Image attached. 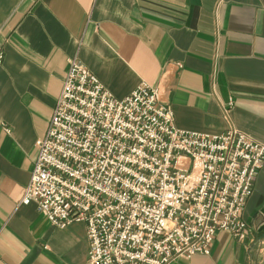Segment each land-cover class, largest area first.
I'll return each mask as SVG.
<instances>
[{
	"label": "crops",
	"instance_id": "crops-1",
	"mask_svg": "<svg viewBox=\"0 0 264 264\" xmlns=\"http://www.w3.org/2000/svg\"><path fill=\"white\" fill-rule=\"evenodd\" d=\"M0 56V264L87 262L83 223L20 205L71 58L117 99L157 88L177 129L264 144V0H0ZM242 219L243 242L171 264H264V166Z\"/></svg>",
	"mask_w": 264,
	"mask_h": 264
},
{
	"label": "built area",
	"instance_id": "built-area-1",
	"mask_svg": "<svg viewBox=\"0 0 264 264\" xmlns=\"http://www.w3.org/2000/svg\"><path fill=\"white\" fill-rule=\"evenodd\" d=\"M68 64L20 205L59 229L83 223L86 264H171L208 256L219 232L249 237L242 213L264 144L232 125L177 129L157 88L117 99L76 57Z\"/></svg>",
	"mask_w": 264,
	"mask_h": 264
},
{
	"label": "rangeland",
	"instance_id": "rangeland-1",
	"mask_svg": "<svg viewBox=\"0 0 264 264\" xmlns=\"http://www.w3.org/2000/svg\"><path fill=\"white\" fill-rule=\"evenodd\" d=\"M68 67H69V64H68ZM68 71V70H67ZM89 71V70H88ZM90 72V71H89ZM66 77V76H65ZM64 80H65V78H64ZM64 80H63V83H64ZM100 82V81H99ZM63 83H62V86H63ZM61 90H62V88H61ZM61 93V92H60ZM59 96H60V94H59ZM57 100H58V98H57ZM57 100H56V102H57ZM161 102V101H160ZM77 223H79V222H77ZM73 224V223H72ZM71 225V224H70ZM250 227V226H249ZM86 234H87V232H86ZM87 239H88V237H87Z\"/></svg>",
	"mask_w": 264,
	"mask_h": 264
}]
</instances>
